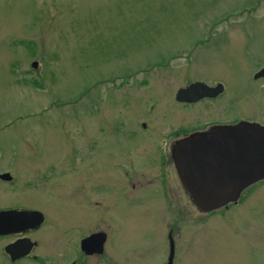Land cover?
I'll list each match as a JSON object with an SVG mask.
<instances>
[{
	"label": "rangeland",
	"instance_id": "1",
	"mask_svg": "<svg viewBox=\"0 0 264 264\" xmlns=\"http://www.w3.org/2000/svg\"><path fill=\"white\" fill-rule=\"evenodd\" d=\"M263 67L264 0H0V205L60 222L64 248L105 231L121 264H166L168 232L173 264H264V181L206 215L155 157L175 133L264 126ZM193 82L224 92L176 102Z\"/></svg>",
	"mask_w": 264,
	"mask_h": 264
},
{
	"label": "water",
	"instance_id": "2",
	"mask_svg": "<svg viewBox=\"0 0 264 264\" xmlns=\"http://www.w3.org/2000/svg\"><path fill=\"white\" fill-rule=\"evenodd\" d=\"M261 77H264V68L254 79ZM222 92L221 85L210 88L194 83L179 90L175 99L181 103H195L203 98H215ZM172 158L179 180L193 205L201 213H209L236 203L245 189L264 180V126L239 122L234 126H218L208 132L192 134L176 143ZM40 222L38 212H0V235L17 232V225L26 229ZM97 238L99 236L82 241V249H86L89 242L97 243ZM99 239L102 240L100 246L103 238ZM15 247L17 245L8 249L11 258L17 256L13 253ZM172 256L171 246L169 262Z\"/></svg>",
	"mask_w": 264,
	"mask_h": 264
},
{
	"label": "flooded vegetation",
	"instance_id": "3",
	"mask_svg": "<svg viewBox=\"0 0 264 264\" xmlns=\"http://www.w3.org/2000/svg\"><path fill=\"white\" fill-rule=\"evenodd\" d=\"M211 87L213 88L215 86H211ZM217 98L203 99L196 103H190V104H184V105L185 106L196 105L203 101H213ZM215 125H221V124H212L207 127L200 126L196 129L193 128V130H191L188 133L186 131H183L181 133L179 132L175 134L176 136L177 135L179 136L178 140H180L193 133L207 131L212 126H215ZM141 126H142V129L147 128L145 124H142ZM178 140L172 141L170 143L168 139H160L158 147L155 152V157L158 160V165L160 167L161 185L164 187H165L164 184L166 180L168 179L167 171L169 170V168H171V166L174 167L175 172H176L172 154H173V148L176 145V142ZM5 174H8V175L4 176ZM176 175H177V172H176ZM12 181H13V177L9 170H6L0 173V184L1 185H4V183L11 185L13 183ZM148 182L151 183V181H148ZM19 200H22V199H19ZM238 203L239 201L237 203L230 204L228 207H225L222 210H228L229 208H232ZM25 204L26 203L20 204L22 206L20 205L14 206L13 204H9V206L0 205V212H6V211L38 212L39 214H41L40 224L30 226L26 229L20 228V226L17 225L15 227V229H18L17 232L0 235V264H24L26 262H29L32 264H85L86 259L92 260L91 264H93L94 263L93 259L95 258H103V261L105 262V264H111L112 259L116 264H121L112 256L109 257L111 261L107 258L108 254L113 255L112 251L114 250L113 247H112L113 249L112 251L109 250V243L112 244V241H108L109 235L107 232L101 231V230L92 231L82 236L80 239L78 238L77 242L74 245L72 244L70 247L64 248L66 242L69 239L68 237L65 240L63 238L64 237L63 225L58 221L56 223L53 222L49 224L48 218L46 217L45 213L42 210H40L39 208L30 209L27 207H23ZM114 222H116V226L119 224V227H121L122 219L120 220L116 219L114 220ZM53 234H55L56 237L52 238ZM93 236H99V238L102 237L103 243H101L99 246L98 244L102 240L97 238V243L89 242L86 245V249H82V246H81L82 241L90 237H93ZM167 240H168L169 253H170L171 246L174 251L173 259L171 262V264H173V260L175 257V249H174V243L172 239V232H168ZM119 244L121 245V248H122L123 246L121 242L117 241L116 245H119ZM12 245H17V247H15L13 250V253L17 255L15 258H11L10 256L11 254L8 251V249ZM54 247H55V250H53ZM47 248H50V251H59V253H56V254L48 253ZM97 250H100V253H98ZM169 253H168V257H169ZM20 254H22V256H19ZM166 264H168V258H167Z\"/></svg>",
	"mask_w": 264,
	"mask_h": 264
}]
</instances>
